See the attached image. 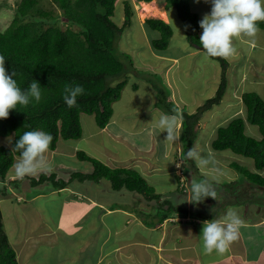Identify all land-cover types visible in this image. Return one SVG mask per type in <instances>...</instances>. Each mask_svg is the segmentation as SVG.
<instances>
[{
    "label": "trees",
    "instance_id": "obj_1",
    "mask_svg": "<svg viewBox=\"0 0 264 264\" xmlns=\"http://www.w3.org/2000/svg\"><path fill=\"white\" fill-rule=\"evenodd\" d=\"M50 1L58 10V15L41 9L37 0H20L13 10L10 23L0 30V55L6 59L5 67L8 74L17 73L13 79L17 80L22 91H27L33 81L38 82L41 87L39 102L30 98L27 106L18 104L16 109L11 110L7 119H0V137L13 135L9 146H0L1 196L8 194L5 182L15 157L20 156V153L12 151V148L24 132L41 130L51 134L53 140L49 150L53 151L59 139L67 141L81 137V114L93 116L96 127L103 129L112 115V104L120 99L126 85L127 74L132 70L130 57L126 53L118 52L114 47L117 36L130 25L131 18L134 17V9L130 1L123 2L124 20L120 27L111 20L116 0ZM155 1L164 3L167 10L169 8L175 10L182 22L187 42L203 50L199 43L203 31L199 26L201 20L190 9L191 0ZM143 25L159 34L158 38L151 40V47L156 51L165 50L172 36L169 24L160 19L148 18L144 20ZM257 26L263 31L264 40V22H258ZM209 58L219 65L218 84L214 94L193 113H187L183 109L178 110L168 99L167 88L161 84L157 86L156 83L148 80L155 91V108L164 114H177L181 118L179 143L183 164L192 161L187 158V152L193 147L196 127L201 115L221 102L226 89L228 69L226 59ZM118 77L123 79L111 85V81ZM65 84L80 85L85 90L83 95L77 97L73 107H69L63 100ZM137 88V84L132 85L134 91ZM241 102L245 108V118L234 117L226 125L218 127L210 147L214 151L228 150L249 158L255 171H260L264 167V86L261 94L252 91L243 92ZM245 121L257 127L259 139L245 134ZM75 156L79 161L89 163L91 171H73L66 179L56 178L54 173L39 172L36 177L30 175L22 180L16 178L7 181V184L16 187L27 180L30 187L48 184L47 187L57 190L66 187L73 180L98 182L100 179H105L109 181L113 190L134 191L146 200L160 202L158 209L160 212L164 211L160 221L169 213L176 212L182 217L186 213L184 209L173 206L167 200L159 201L160 196L154 193V189L135 170L110 168L81 150L76 151ZM230 167L245 179L243 183H248L253 189L264 188V176L236 163H231ZM240 187H244V184ZM233 195L231 191L229 201L235 199L231 203H239L237 197L232 198ZM217 213H196V215L203 220H209ZM0 264H18L3 231L1 211Z\"/></svg>",
    "mask_w": 264,
    "mask_h": 264
},
{
    "label": "crops",
    "instance_id": "obj_2",
    "mask_svg": "<svg viewBox=\"0 0 264 264\" xmlns=\"http://www.w3.org/2000/svg\"><path fill=\"white\" fill-rule=\"evenodd\" d=\"M131 2L135 7L138 3H151L157 14L145 15L148 16L145 19H160L168 23L167 9L161 1L133 2L131 0ZM136 9L134 13L140 15L139 20L143 24L145 20L141 19L145 17H142L143 8L140 6V11L138 8ZM190 9L200 18L211 12L208 3H205V1L190 3ZM239 42L240 45L247 47V54L243 56L241 70H238L235 63H230L239 60L238 55L243 54L241 46L236 47L237 53L231 57L230 61L226 59L228 63L227 78L229 72L234 75L236 69L237 79L235 80L237 86H239V88L236 87L232 91L235 94L233 99L235 110L229 118L242 115L243 117H236L244 119L245 108L241 102V94L246 91L242 89V86L249 78L250 82L263 88L264 84H260L259 78L264 80V65H258L249 58L250 52L255 49V43H250L247 38H241ZM191 46L193 50L187 53L184 51L185 54L181 57L193 56L203 51L196 46ZM166 49L162 51L153 49V57L158 58L165 77L169 76L175 68L177 69L180 60V57H175L171 53L163 54L167 52ZM216 74L217 69L214 68L212 80L215 82V87L210 96L214 94L218 84L219 78L216 77ZM167 85L170 88L168 99L173 102L178 110H181L180 105L183 102L174 92L173 79H170ZM155 100L156 98L153 103H155ZM221 103L222 100L215 106H219ZM227 106L229 105L226 104L225 108ZM191 112L193 113V110L187 113ZM156 129L158 128L155 125L149 124L142 129L133 131L122 124L119 125L117 120L110 117L109 122L103 129L98 128L95 133H90L87 136L81 134L78 140L86 143L87 148L92 151L97 152L96 148L102 150L104 154L102 155L103 162H101L110 168L133 169L139 173L133 168L137 164L138 170L146 173L145 175H151L159 171L157 169L159 165H151L148 160L154 157L161 161L168 159L169 164L165 165L162 171L165 175L173 173V184L164 187L160 191L158 194L160 196L159 201L167 200L171 203L169 197L172 195L179 200H183L184 207L182 209L186 211L183 217L176 212L169 213L160 221V218L164 215V211L160 212L158 209L160 202L146 200L134 191L126 189L113 190L109 181L105 179H100L98 182L73 180L66 187L57 190L47 187L48 184L30 187L27 180H24L15 187L14 192H16L17 198L9 194L0 197V199L7 201V206L3 205V208L5 207L7 210L2 211L0 208L2 225L7 240L15 253L17 263L39 264L40 261H37V255L39 254V247L44 243L49 246L51 252L49 260L54 264H264V203L259 205L258 202H252L248 197L245 201H239V203H231L235 199L231 198L232 201H229L230 198L228 197L229 199H226L220 207L219 205L216 207L220 210L216 216L209 219H222L229 209L235 210L244 221V225L240 229L239 239L233 242L223 254L216 251L207 254L204 252L201 234L202 222L205 220L199 218L196 213L209 214L212 211L204 213L205 209L201 205L199 206L202 210L201 213L194 210L195 204L189 202L192 198L190 189L192 173L190 170L183 173V164L180 168L177 164L178 160L182 163L179 139L175 143L168 144L164 141L165 136H160L162 132L159 134ZM100 134L103 136H99ZM142 134L146 136H142ZM153 140H155V143H153ZM65 143V140L59 139L56 148L53 151L49 150L46 154L48 157H53L54 161L51 164L52 171L47 173H54L53 171L56 170L57 173H54L56 178L66 179L73 172L70 169L63 170L65 166L61 158L62 154L72 156L75 155L76 151L81 150L75 145ZM59 145L61 146L59 147ZM119 145L127 147L129 153L127 152V155H125V151L120 150ZM171 147L173 151H171ZM83 152L87 153V151ZM171 158L176 159V162L172 164ZM17 159L18 157H15V162ZM231 163L234 162H229V167ZM75 168L81 172L91 171V165L89 164L83 165L81 168ZM178 168L180 172L177 170ZM194 168L198 171L197 167ZM10 169L14 170V167ZM60 173L62 177L59 175ZM145 175L140 174L142 178ZM184 179L186 180L185 184L182 183ZM184 188H187L185 192ZM250 188L252 186L244 183L242 190L244 192L251 191ZM258 190L264 193V188ZM53 200L59 206L58 223L52 229H45L42 226L44 214L36 201L50 203ZM209 202L211 203L212 200L209 199L207 204ZM171 204L177 207L180 206L177 203ZM202 204L206 203L202 202ZM188 210L194 212L189 214L187 213ZM5 221L7 222L8 231L4 230ZM72 221L79 222L78 226L73 225ZM82 223L85 225L83 226ZM9 232L15 234L13 242L10 241ZM41 240H43L42 243ZM42 255H45V253Z\"/></svg>",
    "mask_w": 264,
    "mask_h": 264
},
{
    "label": "rangeland",
    "instance_id": "obj_3",
    "mask_svg": "<svg viewBox=\"0 0 264 264\" xmlns=\"http://www.w3.org/2000/svg\"><path fill=\"white\" fill-rule=\"evenodd\" d=\"M41 9L45 11H51L53 15H58V10L55 6L51 3L50 0H37ZM130 1L129 3L132 4L134 10L138 8L140 11V6L136 4V7L133 6L131 0H116L114 5V12L111 17V20L114 24L120 27L124 20L123 14V2ZM205 1V0H200ZM20 2V0H0V30H3L7 25L10 23L13 15V10L16 8V5ZM133 2H136L133 0ZM190 3H196V0H191ZM190 5V4H189ZM209 11L211 10V3L208 2ZM137 12V9H136ZM141 13V12H140ZM140 15L134 13V17L131 18V23L128 27H126L120 35L117 36L115 40L114 47L117 49L118 52L126 53L127 56L130 57L132 70L129 72L128 77L126 78V85L124 86L121 97L118 101L112 104L113 115L111 116L112 119L117 120L119 125H124V127L130 130H139L142 129L145 125L153 124L155 125L156 121L159 120V117L164 114L161 110L155 108L154 106V99H155V91L152 86V83H149L148 80H151L153 83H156L157 86L163 85L167 88L168 92H170V88L168 87L167 83L169 84L170 79L174 81V92L176 93L177 97L183 102L180 105V108L189 112L191 110L196 111L197 107L200 106L206 99L210 98L211 92L215 87V82L212 80V74L214 72V68L217 69L216 77L219 78L218 70L219 65L216 61L211 60L204 51L198 52L193 56H183L181 55L187 53L188 51L193 50L191 44L187 42L185 39L184 28L182 22L176 15V12L173 8H169L167 10V17H168V24L172 29V36L170 38L168 47L166 49L167 52L163 54L171 53L175 57H180L178 62L177 69L175 68L172 71V75L164 76V72L162 66L158 60V58H154V50L150 47V40L158 37V32L152 31L147 29L143 24L140 22ZM149 16V15H148ZM145 16L141 18L142 20L145 19ZM200 18V17H199ZM202 20V18H200ZM140 24V25H139ZM255 39V49L253 52H250L249 58L251 61H254L258 65H264V41H263V31L259 29ZM235 47L241 46L243 54L238 55L239 60H235L230 62L231 64L235 63L238 70H241V64L244 60V55L247 54V47L245 45H240L239 39H234ZM185 51V53H184ZM160 53V52H158ZM248 59V58H247ZM231 60V57L228 58V61ZM126 61V60H125ZM237 61V62H236ZM249 62V61H247ZM229 65L231 66V64ZM245 65V64H244ZM246 66V65H245ZM236 69L233 73L229 72L227 78V88L226 92L223 95L222 103L219 106L213 107L211 110L204 112L201 115L199 124L196 127V138L193 143L198 150L201 152L202 155L207 156L209 154L212 155L215 163L213 165H209L207 168H199L197 167L194 160L189 163H181L178 160V166L180 168L181 164H183L182 171L186 173V171H191V178L190 181H202L207 180L211 185L212 188L216 192L215 199L211 197L205 198L202 202L206 204H202V202L195 204V211H199L200 213L202 210L199 208L201 205L203 209H205L204 213L209 212H219L216 207H220L222 203L228 199L229 193L233 191L234 197L238 198V201H245L247 197L252 200V202H258L259 205H263L264 203V193L260 192L258 189L251 188V191L244 192L240 187L243 185L245 179L232 167L228 166L229 162H234L245 169L251 172H257L258 174L264 176V167L260 171H255L253 167L252 160L249 158H245L239 155H236L228 150L225 151H214L210 147V141L214 139L216 129L220 126L226 125L227 121L236 115L229 118L230 115L234 113V96L235 94L232 93L234 88L238 87L236 84ZM123 77H118L115 80L111 81V85H115L119 82ZM217 79V78H216ZM260 84H264V80L259 78ZM137 84L138 90L133 91L132 85ZM261 84V85H263ZM242 89L244 91H252L258 94L262 93V86L252 83L248 80L243 84ZM231 99V100H230ZM231 101V102H229ZM227 106L225 108V106ZM192 113V112H191ZM81 129L83 136H87L90 133H95L98 128L96 127L93 117L88 115H81ZM244 130L247 136L253 137L258 139L260 137L258 129L256 126L250 125L246 121L244 122ZM160 134V131L156 129ZM103 136V135H99ZM142 136H146L142 134ZM160 136H165L164 140L167 136V133H161ZM13 135L0 137V146H9L12 141ZM145 139V138H144ZM93 140V138H92ZM155 143V140H153ZM65 144L68 145H75L80 148L82 151H87L90 157H93L99 161H102V155L104 154L102 150L97 149V152L90 150L87 148L86 143H83L76 140H69L66 141ZM169 144V143H168ZM61 145H59L60 147ZM154 147V146H153ZM119 149L125 151V155L127 152L129 153V149L122 145H119ZM171 151L172 147L170 148ZM92 154L93 156H91ZM47 156V155H46ZM178 158V156H176ZM63 160L64 171L70 169L73 171H79L75 167L81 168L83 165H88L89 163L80 162L75 158V155L69 156L68 154H62L61 156ZM47 160L49 161L50 165L53 164V157H48ZM172 164L176 162V159L171 158ZM151 165L158 164L159 166L157 169L159 171L151 174L145 175L141 170L137 169V164L134 165L135 168L139 173L143 176L144 180L149 184L150 187L154 189L155 194H159L160 191L164 187H169L173 184V173L165 175L163 174L162 168L165 165H168V159L165 160H157L156 157L151 158L148 160ZM103 162V161H102ZM15 163V161H14ZM90 165V164H89ZM13 167V166H12ZM194 167H197L198 171L195 170ZM179 168L177 169L179 172ZM60 170V171H63ZM203 171V172H202ZM57 173L56 170L53 171ZM9 176L6 179V187L8 190V194L10 196L16 197V192H14L15 187L13 185H8L7 181L14 180L17 177L15 176L14 170H9ZM181 174V173H180ZM62 177V174H59ZM33 177L37 176V174L32 175ZM190 177V176H189ZM233 180V181H232ZM185 179L182 180V183L185 184ZM232 181V182H231ZM182 187V184H181ZM181 189V188H180ZM187 188H184V192ZM7 194V195H8ZM0 197H3L0 195ZM175 196L172 195L169 197L171 203H177L180 205L179 207H184V201L174 198ZM9 199V198H8ZM211 199L212 202L208 203V200ZM6 200L0 199V208L2 211L7 210L5 208L7 206ZM38 206L41 209V212L44 214L43 218V228L52 229L58 223V214H59V206L58 203H55L53 200L50 203H43L42 201H36ZM257 204V203H256ZM3 205L5 206L3 208ZM225 207V206H223ZM220 209V208H219ZM194 211L188 210L187 213H193ZM4 214V213H3ZM23 220V218H21ZM86 220V219H85ZM4 221V220H3ZM18 223V222H17ZM73 225L78 226L79 222L72 221ZM7 222L4 223V230L8 231ZM84 226L85 224L82 223ZM25 232V231H23ZM59 232V231H58ZM15 234L9 232L10 241L13 242ZM43 240H41L42 243ZM45 242V240H44ZM37 255V261H40L39 264H54L49 260L51 256V252L49 251V246L45 245L44 243L41 244L39 247ZM45 253V255H42ZM42 258H41V255Z\"/></svg>",
    "mask_w": 264,
    "mask_h": 264
},
{
    "label": "clouds",
    "instance_id": "obj_4",
    "mask_svg": "<svg viewBox=\"0 0 264 264\" xmlns=\"http://www.w3.org/2000/svg\"><path fill=\"white\" fill-rule=\"evenodd\" d=\"M200 0H196L199 3ZM210 2L211 12L205 14L199 22L203 30L199 43L208 57L228 59L237 53L234 39L247 38L250 43H255V37L259 32L258 22H264V0H205ZM5 57L0 55V119H7L11 110L17 105L27 106L30 98L39 102L41 99V87L33 81L27 91H22L13 72L9 75L5 67ZM84 88L80 85L65 84L63 88V100L69 106L76 104L77 97L84 94ZM177 114H162L155 126L160 132H166V143H175L179 139V121ZM53 137L51 134L33 130L24 132L16 141L12 151L20 153L14 163V173L18 179L35 175L39 172H51L52 167L47 160ZM187 158L194 160L197 167L207 168L215 163L211 154L204 156L194 145L187 152ZM190 189L192 198L190 203H200L205 198L215 199L216 192L207 180L199 182L191 181ZM203 250L207 253L216 251L225 253L229 246L240 237V229L244 221L239 214L229 209L222 219L205 220L202 222Z\"/></svg>",
    "mask_w": 264,
    "mask_h": 264
},
{
    "label": "bare ground",
    "instance_id": "obj_5",
    "mask_svg": "<svg viewBox=\"0 0 264 264\" xmlns=\"http://www.w3.org/2000/svg\"><path fill=\"white\" fill-rule=\"evenodd\" d=\"M138 5L139 6H141V8H143V13H142V17L143 16H145V15H155V14H157V11H154V7H153V5L151 4V3H149V4H142V3H138ZM162 15H164V14H162Z\"/></svg>",
    "mask_w": 264,
    "mask_h": 264
}]
</instances>
